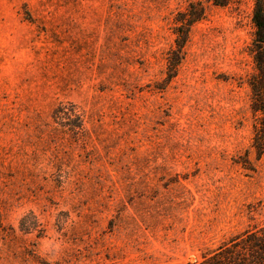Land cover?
<instances>
[{
	"label": "rangeland",
	"instance_id": "1",
	"mask_svg": "<svg viewBox=\"0 0 264 264\" xmlns=\"http://www.w3.org/2000/svg\"><path fill=\"white\" fill-rule=\"evenodd\" d=\"M251 11L0 0V264H194L264 224Z\"/></svg>",
	"mask_w": 264,
	"mask_h": 264
},
{
	"label": "trees",
	"instance_id": "2",
	"mask_svg": "<svg viewBox=\"0 0 264 264\" xmlns=\"http://www.w3.org/2000/svg\"><path fill=\"white\" fill-rule=\"evenodd\" d=\"M213 6L223 7L241 0H208ZM252 2L251 23L253 38L250 53L255 72L248 78L251 91L249 107L255 117L251 147L257 158L264 154V0ZM205 15L201 2L189 3L173 19L174 48L165 58L166 78L176 75L182 60L183 47L188 40L191 26ZM194 264H264V224L252 226L231 237L215 249L204 253Z\"/></svg>",
	"mask_w": 264,
	"mask_h": 264
}]
</instances>
